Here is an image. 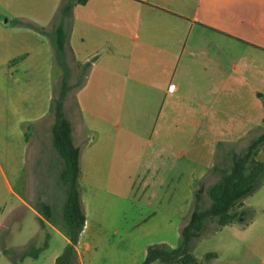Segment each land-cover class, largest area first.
<instances>
[{"label":"crops","instance_id":"1","mask_svg":"<svg viewBox=\"0 0 264 264\" xmlns=\"http://www.w3.org/2000/svg\"><path fill=\"white\" fill-rule=\"evenodd\" d=\"M62 1L0 0V128L8 147L15 127L17 139L32 152H41L33 150L41 146V131L53 148L48 104L59 72L52 43L47 34L14 20L48 31ZM69 44L76 63L89 65L75 91L77 115H67L73 143L81 148L78 182L85 215L82 187L104 182L110 191L127 189L121 179L132 171L149 172L152 148L169 151L167 131H180L181 137L184 132V142L175 145L185 149L177 148L175 158L201 159L197 171L187 165L199 181L219 142H234L263 125L264 0L75 2ZM3 199L0 189V211ZM260 201L264 205V197ZM14 208L0 218V230L8 229ZM34 211L42 225L55 228ZM254 214L246 224L256 220ZM86 226L87 219L75 245L79 264H90L102 251L101 236L83 237ZM30 253L25 257L36 255ZM110 256L109 264H116V253Z\"/></svg>","mask_w":264,"mask_h":264},{"label":"rangeland","instance_id":"2","mask_svg":"<svg viewBox=\"0 0 264 264\" xmlns=\"http://www.w3.org/2000/svg\"><path fill=\"white\" fill-rule=\"evenodd\" d=\"M69 68V83L73 88L67 93L64 107L68 116L75 117V91L81 69L70 61ZM55 74H58V77H54L53 88L56 92L61 76L58 67ZM262 130L264 123L234 142H223L224 145L216 150L211 166L199 181H194V175L187 170V165L192 164L197 171L201 159L194 158L197 160L191 162L186 154L183 159H176L175 150L185 149L183 143L175 145L178 139L182 138L184 142V132L181 137L180 131L170 130L165 136L169 151L158 153L152 148L150 171H144V174L139 172V175L132 171L129 179H121L123 183H128L127 189L122 185L124 188L118 192L110 191L104 182L97 188L92 184L84 185L81 192L87 226L83 237L101 236L97 245L102 249L90 264H109L113 262L110 258L113 253H116V264H140L147 247L152 244L165 243L171 248L178 246L180 229L192 210L193 194L200 190V203L207 206L210 201L206 191L219 180L222 171L229 168L231 153L242 151ZM17 132L18 129L11 128L12 145L8 147L4 145L3 130L0 128V170L5 173L4 180H0L4 197L0 218L7 216L10 206H15L8 217V229L0 230V264H16L15 261L17 264H53V256L59 255L67 244V235L58 226L42 225L33 207L39 201L50 203L53 221L62 223L61 205L65 197L64 186L59 180L62 161L54 148L46 146L44 132L40 133L41 146L33 147V150L41 152H32L31 146L25 147L23 139H17ZM26 136H32L30 125ZM28 140L31 141L30 138ZM160 153L163 155L159 156ZM257 159L264 160V147L259 150ZM7 186L10 192L6 190ZM263 197L264 180L253 192L241 198L235 207L243 212L238 224L230 223L220 228L215 220L207 221L200 237L190 245V252L196 260L201 264H264V222L261 218L264 216V205L259 204ZM250 212L251 216H256V213L257 217L248 225L246 222ZM27 247H31L36 255L20 258L19 251ZM4 248L9 252H4ZM208 253L215 256L206 259ZM82 255L85 256V253ZM153 264L181 263L155 261Z\"/></svg>","mask_w":264,"mask_h":264},{"label":"trees","instance_id":"3","mask_svg":"<svg viewBox=\"0 0 264 264\" xmlns=\"http://www.w3.org/2000/svg\"><path fill=\"white\" fill-rule=\"evenodd\" d=\"M86 0H63L54 14L50 30L37 27L32 23L15 19L14 22L31 27L50 37L57 67L61 70L60 82L50 101V113L53 122L50 125L51 142L62 161L59 180L64 186V201L61 205L62 223L53 221V207L50 203L39 201L33 208L46 220L63 229L67 235V244L55 258L54 264H79L75 245L85 224V213L81 202L78 182L80 146L73 143L72 127L65 112L64 103L67 93L73 86L69 83V61L81 69L79 88L85 81L89 65L76 63L69 44V34L72 27V7L75 2L84 3ZM264 123V120H263ZM224 145L219 142L217 149ZM264 147V130L252 138L249 144L240 152L231 153V164L223 170L217 182L206 191L209 197L207 206L201 205L202 195L199 191L193 194L192 210L186 223L180 229L178 246L169 247L165 243H155L147 247L146 255L140 264L163 263L201 264L190 252L191 242L200 237L205 224L215 220L218 227L233 223L239 214L235 208L241 198L253 192L264 180V160L257 159L259 150ZM252 212V211H251ZM250 212V217H251ZM31 247L23 249L19 257L29 256ZM215 256L206 254V259Z\"/></svg>","mask_w":264,"mask_h":264}]
</instances>
